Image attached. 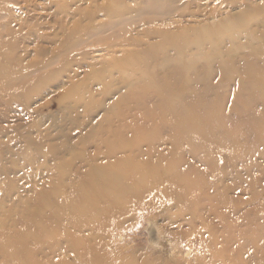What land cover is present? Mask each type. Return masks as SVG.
Listing matches in <instances>:
<instances>
[{"label": "rangeland", "instance_id": "obj_1", "mask_svg": "<svg viewBox=\"0 0 264 264\" xmlns=\"http://www.w3.org/2000/svg\"><path fill=\"white\" fill-rule=\"evenodd\" d=\"M172 1L228 33L144 71L133 0H0V264H264V0Z\"/></svg>", "mask_w": 264, "mask_h": 264}, {"label": "bare ground", "instance_id": "obj_2", "mask_svg": "<svg viewBox=\"0 0 264 264\" xmlns=\"http://www.w3.org/2000/svg\"><path fill=\"white\" fill-rule=\"evenodd\" d=\"M140 6V12H132L126 4H118L114 8L107 11V19L105 22H99L88 29L86 42L96 40L103 44L98 50L106 52L105 54L121 53L125 56L118 61L121 65L141 66L144 71H148L158 58L170 50L186 52L188 47L202 45V43L210 44L212 35H226L227 25L210 30L203 29L202 35L190 39L185 38L186 30L177 26L179 17H183V4L177 5L172 0H133ZM134 13H136L134 15ZM145 16V18H143ZM136 24L138 27L159 25L160 28H152L148 32H154L156 35L155 43L145 42L134 37L130 29H126L127 25ZM239 23L235 22L229 25L228 30L234 33L235 27H239ZM123 30V31H121ZM121 31V32H120ZM126 32V33H125ZM140 34V33H138ZM233 35V34H232ZM222 36V35H221ZM88 40V41H87ZM80 43V42H79ZM83 43V41H82ZM130 45L139 46L140 49L130 51ZM145 45V46H144ZM122 62V63H121ZM190 64H186L184 70L188 72L191 68H187ZM188 70V71H187Z\"/></svg>", "mask_w": 264, "mask_h": 264}]
</instances>
